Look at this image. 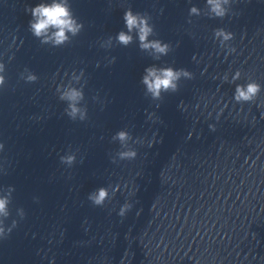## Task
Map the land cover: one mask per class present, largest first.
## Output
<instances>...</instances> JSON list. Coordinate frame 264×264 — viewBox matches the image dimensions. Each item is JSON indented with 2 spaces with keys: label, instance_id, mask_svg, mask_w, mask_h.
<instances>
[{
  "label": "water",
  "instance_id": "water-1",
  "mask_svg": "<svg viewBox=\"0 0 264 264\" xmlns=\"http://www.w3.org/2000/svg\"><path fill=\"white\" fill-rule=\"evenodd\" d=\"M218 28L234 34L236 51L213 38L150 264H264V90L255 103L233 99L249 78L264 89V0H233Z\"/></svg>",
  "mask_w": 264,
  "mask_h": 264
},
{
  "label": "clouds",
  "instance_id": "clouds-1",
  "mask_svg": "<svg viewBox=\"0 0 264 264\" xmlns=\"http://www.w3.org/2000/svg\"><path fill=\"white\" fill-rule=\"evenodd\" d=\"M233 0H206V9L204 15L209 18H218L223 20L232 11ZM25 11L30 14L31 19L28 21V30L39 40L42 46L48 45L52 48H62L73 43V40L84 30V23L75 15L70 0H42L35 6H26ZM162 11V10H161ZM202 11L196 6L189 9V17L200 16ZM124 29L120 30L115 37L109 36L106 40L100 41V47L110 49L113 47V41L117 44L128 47L134 42L138 43L141 52L147 53L154 60H160L161 57L167 56L173 51L170 43L164 42L156 37L155 25L152 23V16L147 12L133 11L129 6L123 13ZM191 23V20L188 21ZM213 37L217 40L222 48L227 49L228 54L236 51L235 47L228 42L234 39V34L224 28L213 30ZM11 59V57L9 58ZM116 57H111L109 64H114ZM97 63V67H99ZM6 65L0 61V89L6 87ZM67 75V73L65 74ZM85 72L83 69L73 71L71 79L67 85H58L56 92L58 99L66 104L64 114L73 121L85 122L88 120V107L85 102L84 88L87 80H84ZM241 72L237 70L232 76V81L240 79ZM20 79L27 84L36 83L39 77L29 68L25 67L20 73ZM194 79V73L185 68H174L172 66H157L155 64L147 66L144 69L140 83L144 87V95L160 107L165 94H174L180 90L182 80ZM83 80V83L81 81ZM224 81H228L227 73L223 76ZM74 85H79L76 87ZM262 85L256 80L249 78L245 84H238L235 87L233 99L237 104L255 103L262 92ZM94 101L99 102V96L93 97ZM264 103V101H262ZM155 113L148 114V120H154ZM214 130V126H209ZM113 142H118L120 149L115 154H110L112 163L120 161H131L136 159L138 152L132 147V144H144L142 138H133L127 128L117 131L112 136ZM153 141H147L149 147ZM5 145L0 142V152H3ZM77 149L75 152L69 150L60 155L59 161L67 168H72L77 162ZM83 162V159L80 161ZM0 173L7 175V170L0 168ZM15 191L14 186L0 188V241L7 240L13 230L19 226V223L26 219L27 213L23 207L16 209L18 219H12L10 224L6 221L11 216L10 205L12 204V194ZM120 191V185L101 186L91 191L87 200L94 207H105L106 203L111 202L116 192ZM34 202H39V197H33ZM133 203L126 201L117 212V215L123 218L133 208ZM87 223V221H85Z\"/></svg>",
  "mask_w": 264,
  "mask_h": 264
}]
</instances>
